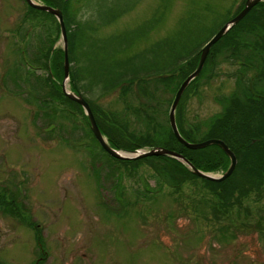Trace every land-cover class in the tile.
I'll return each instance as SVG.
<instances>
[{"label":"rangeland","instance_id":"374dc122","mask_svg":"<svg viewBox=\"0 0 264 264\" xmlns=\"http://www.w3.org/2000/svg\"><path fill=\"white\" fill-rule=\"evenodd\" d=\"M242 1L246 2L141 0L98 36L117 35L160 19L163 24L152 31V40L172 35L185 22L193 27L202 22L206 37L223 26ZM258 5L231 29L228 38L223 36L213 45L217 53L226 55L228 45L238 43L239 59L209 65L181 98L187 104V118L202 127L226 113L240 87V74H253L239 62L250 55L263 62L262 35L256 33L264 26V9ZM207 6L212 12L205 10ZM29 8L25 0H0V264H36L43 257L38 264H264V192H251L243 199L246 208L242 211L234 206L227 215L222 208L213 215L219 198H213L200 180L180 189L168 186L154 169V165L166 167L167 162L149 160L137 168L114 163L95 141L82 106L77 103L84 115L72 103L51 98L54 93L46 83L50 76L44 51L52 45L54 51L63 49L61 27L56 17ZM255 9L251 16L259 20L251 24L256 31L246 33L236 27ZM146 46L145 42L134 51ZM68 85L73 90L71 81ZM256 86L264 91V83ZM173 88L170 82L161 84L156 94L160 102L142 100L158 110L153 120L158 126L166 125L169 101L178 91ZM82 94L91 98L85 91ZM221 95L229 99H218ZM126 101L136 105L135 98H123L120 92L94 104L119 114L127 109ZM233 104L234 117L228 118L227 113L224 117L233 123L230 127L246 121L249 127L243 125V129L253 131L264 123L256 109L249 115L250 103L246 108ZM128 114L124 116L131 132L147 129L144 121L139 123ZM206 138L202 135L194 143ZM155 144L165 145L162 141ZM238 173L232 184L239 187L242 171Z\"/></svg>","mask_w":264,"mask_h":264},{"label":"trees","instance_id":"16d2710c","mask_svg":"<svg viewBox=\"0 0 264 264\" xmlns=\"http://www.w3.org/2000/svg\"><path fill=\"white\" fill-rule=\"evenodd\" d=\"M37 1L63 12L68 36L71 86L78 93L82 94V91H85L91 95L90 99L84 97L90 103L98 126L112 147L134 151L155 148V143L162 141L165 144L162 146L163 148L182 154L203 172L224 173L228 170L230 159L220 147L213 145L196 151L186 148L178 141L171 129L169 122L170 109L166 113V125L158 126L153 121L158 110L152 105L142 104L143 98L159 101L156 94L159 92L161 84L170 82L174 86V91H177L179 85L196 69L198 64L196 56L199 57L202 47L222 25L211 30L205 37L207 29L202 22H198L195 27L185 22L183 28L178 29L172 35L163 39L152 40V31L158 30L163 24H161L160 19H152L144 22L134 30L101 38L98 33L103 28L112 25L122 16L132 12L141 0ZM244 3L245 1L234 15L244 8ZM257 8L259 10L264 9V2L260 3ZM29 9L33 13L53 17L50 13L38 11L31 7ZM205 10L209 13L212 12L210 6H207ZM256 10H253L236 27L241 30L244 29L243 31L246 33L252 32V29L254 31L255 26L253 27L254 24H251V20L256 21L259 19H254L251 15ZM233 16L229 15L224 23ZM199 19L202 20V18ZM263 19L264 17L261 18V21ZM232 32V30L229 31L224 37L228 38ZM256 34H261L263 37L264 26ZM145 42L147 44L145 48H138L134 51L135 48ZM53 46L49 50L47 49L46 52L44 51L47 61L45 69L49 71L50 76L46 83L51 86V92L55 95L51 94V98L68 101L77 106L82 112L77 103L66 97L61 89L60 83L64 79V50L57 49L54 51L52 50ZM228 47L233 55L239 58V55L235 53L238 43H234L232 46L228 45ZM259 48L264 55V41L259 44ZM24 59L27 61L26 56ZM211 59L209 57L206 61L198 80L204 76ZM177 78L182 82H176L175 79ZM30 87L32 88V86ZM246 87L248 89V84ZM33 88L35 89V87ZM134 88L138 89L137 93L134 92ZM116 92H120L123 98L131 95L135 98L136 105L126 101L127 109L115 114L114 112H106L104 108L94 104V101ZM172 102L173 100L169 101V108H171ZM232 104H228L229 106L226 109L228 118L234 117L233 111L235 109L231 108L234 106ZM128 111H130L128 116L132 114L134 120L137 118L139 123L141 121L146 123L147 129L144 132L136 134L129 130L128 124H130V121L124 116L125 112ZM187 111V104L181 101L177 109V125L181 135L187 141L194 143L198 137L207 135V140L220 139L225 141L237 156V167L227 180L212 182L201 179L195 176L184 164L170 157H150L134 161L118 160L107 154L95 137L94 139L103 153H106L117 164L133 165L134 168H137V164L144 161L161 160L167 162L166 167L164 165L163 168H158L154 165V169L161 176H164L162 178L165 179L164 181L168 186H173L175 189H180L187 182L202 181L211 192V196L220 200L218 201V209L213 207V215L220 213V208L223 209V215L230 213L234 206H238L240 211L244 210L246 207L243 199H246L253 191L264 192V123L255 127L253 131H247L242 127L243 125L249 127L246 122L242 126L240 123L234 122L236 126L232 128L230 126L233 123L228 118L218 117L212 123H209V121L204 122L206 126L202 127L187 118ZM258 113L264 116V103L262 110H259ZM84 117L89 125L88 117ZM189 121L193 123L191 126ZM239 170L242 171V184L238 187L236 184H232V180L235 181ZM6 206L7 204H4V208Z\"/></svg>","mask_w":264,"mask_h":264},{"label":"water","instance_id":"95a60500","mask_svg":"<svg viewBox=\"0 0 264 264\" xmlns=\"http://www.w3.org/2000/svg\"><path fill=\"white\" fill-rule=\"evenodd\" d=\"M26 2L33 9L46 12V13H50L51 15H53L54 17L58 19L60 23V27H61V36H62L61 38H62L63 48H64L65 76L62 82L63 93L70 100L78 103L79 105L83 107L86 115L88 116V119L91 125V130L94 136L96 137L97 141L101 145V147L106 151V153H108L111 157L115 159L123 160V161L141 160V159L150 158V157H170L184 164L195 176L201 179H204V180L212 181V182H223L227 180L234 173L238 160H237L235 153L230 149V147L224 141L220 139H209V140L199 142V143H191L187 141L181 135L180 130L178 128L177 120H176V112H177L178 105L181 101V98L184 92L189 87L191 82L200 76L213 45L217 43L223 36H225L236 24H238L252 10L253 7H255L257 4L261 2H264V0H246L244 9L235 18L227 22L220 29V31L205 45V47L202 49V53H201V57H200V61H199V65L197 69L191 75H189V77L181 84L180 88L178 89L174 97V100L172 102L170 112H169V122H170L171 129L175 137L178 139V141L181 144H183L186 148L190 150H201L209 146L216 145L220 147L226 153V155L230 159V165H229L228 170L220 177L214 176L212 174L205 173L199 170L195 165H193V163L190 160H188L182 154L166 149V148H163V147L144 148V149H137L134 151L113 148L109 144L106 137L103 135L101 129L99 128L97 121L95 119L94 113L88 101L85 99V97H83V95H79L76 92L71 91L69 88V85H68L70 81L69 47H68L67 29H66L63 12L60 9L37 2L36 0H26Z\"/></svg>","mask_w":264,"mask_h":264},{"label":"flooded vegetation","instance_id":"af4514ba","mask_svg":"<svg viewBox=\"0 0 264 264\" xmlns=\"http://www.w3.org/2000/svg\"><path fill=\"white\" fill-rule=\"evenodd\" d=\"M261 38H262V40H260V43L264 41V37L261 36ZM203 47H202V49H203ZM214 48H215V46L212 47L211 52H210L209 56L207 57V60L209 57L212 58L209 65H211L213 67L217 66V64L221 60L226 61V58L228 59V61L239 59V58H236V56H234L232 52H229V50H227L228 53L226 55H224L222 53L220 54V52H218L219 53L218 54ZM202 49L200 51L199 60L201 57ZM262 59H263V62L261 61V58H258L256 56L252 57V55H250L249 59L241 60L239 62V65L241 66V68L245 69L246 71H251V72H253V74H250V75H247L245 73L240 74V78L238 80L240 87L237 88L235 91L236 96L232 97L229 100L230 101L229 104L230 103H236L239 106L245 107V108L247 106H249V103H250L251 107L249 109V115L254 113L253 111H251V109H256V111L262 110L263 103H264V91L259 92V90H256V88H257L256 85H260V84L264 83V57ZM199 60H198V64H199ZM217 61H218V63H216ZM198 64H197L196 68L198 67ZM240 66H237V67L240 68ZM257 79H258V81H257ZM256 81H257V84H254V82H256ZM247 84H248V89L246 87ZM218 99H220L222 101H226L229 99V97H228V95H221L220 97L218 96ZM235 111H237V110H235ZM221 113H223V111ZM220 117L224 118L225 115L220 116ZM43 259H44V257L39 258L37 260L36 264H38L40 262V260H43Z\"/></svg>","mask_w":264,"mask_h":264},{"label":"bare ground","instance_id":"6f19581e","mask_svg":"<svg viewBox=\"0 0 264 264\" xmlns=\"http://www.w3.org/2000/svg\"><path fill=\"white\" fill-rule=\"evenodd\" d=\"M259 4H260V3H259ZM214 36H215V35H214ZM214 36H213V37H214ZM213 37H212V38H213ZM212 38H211V39H212ZM184 81H185V80H184ZM184 81H183V82H184ZM183 82H182V83H183ZM179 88H180V87H179ZM191 143H193V142H191ZM236 157H237V156H236Z\"/></svg>","mask_w":264,"mask_h":264}]
</instances>
